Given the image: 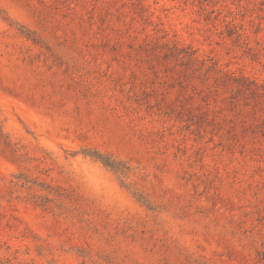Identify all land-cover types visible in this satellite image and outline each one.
Wrapping results in <instances>:
<instances>
[{
	"label": "rangeland",
	"instance_id": "obj_1",
	"mask_svg": "<svg viewBox=\"0 0 264 264\" xmlns=\"http://www.w3.org/2000/svg\"><path fill=\"white\" fill-rule=\"evenodd\" d=\"M0 264H264V0H0Z\"/></svg>",
	"mask_w": 264,
	"mask_h": 264
},
{
	"label": "trees",
	"instance_id": "obj_2",
	"mask_svg": "<svg viewBox=\"0 0 264 264\" xmlns=\"http://www.w3.org/2000/svg\"><path fill=\"white\" fill-rule=\"evenodd\" d=\"M101 162L103 164H105L106 166L110 167L111 169L115 170V171L118 170V167L114 164L113 160H110L109 158L108 159H103V160L101 159Z\"/></svg>",
	"mask_w": 264,
	"mask_h": 264
}]
</instances>
